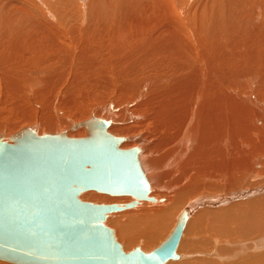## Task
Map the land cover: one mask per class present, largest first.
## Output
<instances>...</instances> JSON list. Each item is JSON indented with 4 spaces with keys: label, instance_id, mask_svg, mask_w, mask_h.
<instances>
[{
    "label": "bare ground",
    "instance_id": "6f19581e",
    "mask_svg": "<svg viewBox=\"0 0 264 264\" xmlns=\"http://www.w3.org/2000/svg\"><path fill=\"white\" fill-rule=\"evenodd\" d=\"M101 130L148 184L136 207L79 195L122 203L125 253L183 219L164 264H264V0H0V140Z\"/></svg>",
    "mask_w": 264,
    "mask_h": 264
},
{
    "label": "water",
    "instance_id": "95a60500",
    "mask_svg": "<svg viewBox=\"0 0 264 264\" xmlns=\"http://www.w3.org/2000/svg\"><path fill=\"white\" fill-rule=\"evenodd\" d=\"M88 143L37 141L19 134L0 140V260L12 264H164L177 259L184 220L149 253H125L104 225L117 204L82 202L95 191L146 200L148 184L138 150H121V139L102 133ZM35 137V136H33ZM39 142V143H38ZM85 142L78 146V143Z\"/></svg>",
    "mask_w": 264,
    "mask_h": 264
},
{
    "label": "rangeland",
    "instance_id": "374dc122",
    "mask_svg": "<svg viewBox=\"0 0 264 264\" xmlns=\"http://www.w3.org/2000/svg\"><path fill=\"white\" fill-rule=\"evenodd\" d=\"M81 123H83V122L80 121L79 124H81ZM72 125H73V124H72ZM18 130H19V129H18ZM18 130H16V133L18 132ZM19 131H20V130H19ZM35 132H36L37 134L39 133L38 131H35ZM59 132H60V131H59ZM62 132H63V131H62ZM46 133H48V132H46ZM54 133H57V132H52V133L49 132L48 134H54ZM84 133H85V132H84ZM12 134L14 135V134H15V131L12 132V133L10 134V136H11ZM44 134H45V133H44ZM108 134H109V133H108ZM110 135H111V134H110ZM8 136H9V135H8ZM8 136H7V139H9V137H10V136H9V137H8ZM112 136H113V135H112ZM85 137H86V136H85ZM114 137H116V138H120V139H123L122 137H117V136H114ZM7 139H6V141H7ZM3 141H4V140H3ZM123 143H124V139H123L122 144H123ZM122 144H121V145H122ZM120 148H121V146H120ZM131 149H132V148H131ZM83 194H84V193H83ZM83 194H81V195H83ZM106 197H108V196H106ZM109 198H110V197H109ZM127 198H129V200L127 201L126 204H129V202L131 203V202H132V198H131L130 196H127ZM79 199H80V198H79ZM114 203L117 204V205H119V206L122 204V203L119 204V203H116V202H114ZM114 203L112 202V203H109V204H107V205H112V204H114ZM136 206H137V205H135L134 207H136ZM123 210H125V209H122V211H123ZM117 212H119V211H117ZM117 212H113V213L115 214V213H117ZM179 214H180V213H179ZM108 228L111 229V230L114 232V229H113L112 227H111V228L108 227ZM114 236H115V233H114ZM158 244H159V243H158ZM158 244H157V245H158ZM155 248H156V246H155ZM153 249H154V248H153ZM151 251H152V250H151ZM177 261H178V260H177ZM174 262H176V261H174Z\"/></svg>",
    "mask_w": 264,
    "mask_h": 264
}]
</instances>
